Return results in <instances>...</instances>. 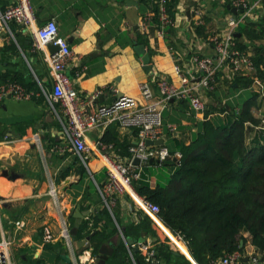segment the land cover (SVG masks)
Wrapping results in <instances>:
<instances>
[{
  "label": "crops",
  "instance_id": "obj_1",
  "mask_svg": "<svg viewBox=\"0 0 264 264\" xmlns=\"http://www.w3.org/2000/svg\"><path fill=\"white\" fill-rule=\"evenodd\" d=\"M18 1L0 0V11L17 4ZM225 2L226 0H179L175 7L176 39L175 36H169V40H176L180 42L178 46L189 49L191 58L183 55L181 47L179 48L181 67L195 80L200 73L192 63L193 54L215 58L214 48L208 44V38L223 33L229 20L239 15L238 10L237 14H233L227 8H234L233 0L227 6ZM29 3L35 18L32 29L11 24V34L0 33L1 82H14L10 78L15 75L22 79L25 87L14 83L33 94L28 99L5 98L0 101V243H9L12 264H30L39 259H43L45 264H61V255L70 258L65 245L62 244L60 250L51 252L44 243L45 236L49 235L53 240L50 245L55 246L61 242L63 227L68 228L69 232L75 227L76 211L82 214V221H86L99 209L106 208L98 191L105 184L106 175L103 159L97 152L92 151L86 158V166L78 157L88 176L83 179V186L80 185L81 178L73 175V169L69 170L70 175L67 178L60 177L61 170L70 166L72 158L77 156L69 149L63 136L62 123L54 113L53 107L58 111V106L51 104L46 96L51 91L47 60L50 53L48 48L46 51L34 48L32 31L50 21L56 23L59 36L66 40L72 52L66 73L73 88L81 96L96 90H105L95 102L97 105L110 104L119 96L134 98L139 105H144L146 102L139 89L143 82L156 76L179 86L180 79L174 72L175 59L169 51L166 38L157 34L155 23L151 22L155 0H29ZM263 3L264 1L261 7L253 11L252 18L242 24L256 23L259 18H263ZM195 6L205 12L201 35L195 34L191 26L194 20L192 9ZM187 12L191 14L190 20L187 19ZM148 16L149 25L144 31L142 21ZM238 27L235 35L238 34ZM17 34L23 44L22 48L16 41ZM138 36L143 38L145 45L138 44ZM242 39L240 40L243 41ZM247 42L244 40L248 46ZM140 46L144 47L150 57V73L144 70L142 59L135 51ZM217 79L218 89L212 96L216 101L202 93L209 105L211 119L214 120L224 119L225 116L221 117L223 111L220 110L223 104L231 103L236 107L239 98L245 96L242 99L244 101L250 94L255 93L249 88L234 92L229 90L224 71L218 74ZM33 84L36 85L35 90L31 88ZM42 88L45 94L42 93ZM256 95L257 108L253 110V115L262 119L264 98ZM162 116L163 146L169 152L173 151V155L179 153L180 145H189L193 141L200 123L203 122L202 115L190 111L186 102H171ZM106 133L117 144L125 143L128 152V148L136 142L135 131L112 124L88 135L89 144L100 146L102 151L110 146L109 153L112 158L125 161L128 156L116 152L113 145L102 142ZM177 164L174 156L163 163L149 161L140 164L136 170L140 174L137 180H144L151 189L157 185H166ZM90 184V190L96 193L95 203L91 200V194L85 191ZM114 211L122 226L138 224L139 214L148 217L154 236L144 233V243L141 244H150L153 249L157 243L168 245L175 255L183 256L191 264L195 263L188 251L171 245V234L160 219L138 210L128 198H115L109 211L115 222ZM120 229L122 228H118V236L114 239L120 237L127 248L126 238L121 235ZM140 238L141 235L137 240ZM86 244L84 248H88L91 253L96 250V246L90 242ZM102 246L108 247L101 245L99 249ZM250 249L251 246L248 245L247 250ZM96 255L98 256V252ZM70 259L71 264H87L85 259Z\"/></svg>",
  "mask_w": 264,
  "mask_h": 264
},
{
  "label": "trees",
  "instance_id": "obj_2",
  "mask_svg": "<svg viewBox=\"0 0 264 264\" xmlns=\"http://www.w3.org/2000/svg\"><path fill=\"white\" fill-rule=\"evenodd\" d=\"M231 1L226 0L225 5H230ZM178 2L179 0H169L166 6L173 20ZM151 22H158L156 3L151 11ZM192 28L195 34L201 35L204 27ZM237 32L243 37L236 39L237 48L252 53L257 76L264 79L263 18H259L256 23L240 24ZM169 36H175L176 39L174 28L166 30L165 38L169 47L176 51H180L181 47V52L187 58L192 57L184 47L178 46L180 42L170 41ZM138 37V44L145 45L143 38ZM244 40L249 42L248 46ZM16 41L22 48L18 34ZM11 48L14 50V47ZM10 81L25 87L20 77L14 75ZM2 83L0 77V84ZM251 83V78L237 76L228 83V88L233 92L238 89L246 90ZM35 86L33 84L31 88L35 90ZM217 89L207 92L206 96L212 97ZM257 97L254 93L244 101L240 100L242 97L239 100L236 98V107L231 103L222 105L220 110L227 112V116L219 119V123H215L214 119L201 122L193 141L189 145H180L178 152L181 159L166 185H157L151 189L142 179L133 182L139 196L158 206V218L163 225L171 232L183 236L196 264H210L234 252L244 254L248 251V245L260 258V262H264V130L256 129L262 127L261 119L253 115V110L257 108ZM207 114L211 113L207 110ZM102 142L113 145L116 152L125 157L129 156L126 152L127 145L117 144L108 133ZM169 153L173 156L174 152ZM73 165L75 168H71ZM71 169H75L76 175L81 178L80 185L83 186V179L88 176L78 157H73L71 165L61 170L60 177L67 178ZM90 188L92 189L91 184L85 191L91 194V200L95 203L96 193ZM113 216L115 222L105 207L99 209L92 217L82 221L74 240L80 242L93 233L90 244L96 246L93 252L95 255L101 245L111 243L113 253L107 264H132L121 238L114 239L118 236V228L124 229V238L137 240L142 233L153 237L151 221L139 214L138 224L122 226L115 211ZM47 245V249L52 252L60 250L62 242L55 246ZM154 251L155 257L163 264H191L183 256L175 255L168 245L157 243ZM132 257L136 264H146L139 251L132 250ZM42 261L43 259H39L30 264H45Z\"/></svg>",
  "mask_w": 264,
  "mask_h": 264
},
{
  "label": "built area",
  "instance_id": "obj_3",
  "mask_svg": "<svg viewBox=\"0 0 264 264\" xmlns=\"http://www.w3.org/2000/svg\"><path fill=\"white\" fill-rule=\"evenodd\" d=\"M168 1L157 0L156 2L158 22L155 24V28L161 38H165L166 30L174 28L175 25L167 11ZM263 1L233 0V7L239 11L238 17L229 20L223 33L211 35L207 41L214 48L215 58L193 54L192 63L195 65L196 71L200 73L197 80L189 77L181 67L179 51L169 48L175 59L174 72L180 79V85L175 86L166 79L156 76L143 82L139 89L146 102L144 105H139L134 98L128 96L118 97L107 105H97L95 102L105 92L103 89L84 96L79 95L66 73L67 65L72 59V52L66 40L59 36L56 23L50 21L32 31L35 49L46 51L49 45L58 47L57 52L52 55L48 54L47 57L51 91L46 96L51 104L58 106L59 112L53 107L54 113L62 123L63 136L72 153L79 157L84 166L87 164V156L92 151L97 152L103 159L106 182L98 191L109 211L116 197H125L131 200L138 210L159 220L158 206L139 196L134 189L133 182L139 178L140 174H137L136 170L140 164H146L150 160L163 163L171 157L166 147L147 146L146 144L147 141L163 140L162 114L171 101L186 102L190 111L202 115L203 121L211 119V114H207L208 107L202 93L206 94L217 88L218 74L223 71L229 83L237 76L251 78L252 83L249 89L264 98V80L257 76L252 60L253 55L251 52L240 51L237 48L235 35V29L252 18L253 11L261 7ZM192 15L194 20L191 26H204L205 12L200 7L195 6L192 9ZM149 20L148 16L142 21L144 31L148 28ZM34 22L35 18L29 0H19L17 4L0 11V33L2 34H11V24L32 29ZM185 50L189 52V49ZM42 93L45 94L43 88ZM32 95L17 83L0 84V101L5 98L28 99ZM235 110L238 112V109ZM221 115L224 117L227 112L223 111ZM112 124L122 129L133 130L136 133V142L128 148L129 156L122 162L112 158L109 153L110 146L105 147L107 151L105 149L102 151L100 146L91 145L88 141V135L92 131ZM261 124L262 127H257V130H264V118L261 119ZM173 156L177 161L181 159L179 153ZM135 160L139 161V166L134 165ZM169 232L171 245L182 247L189 252L188 244L183 236L170 230ZM60 240L65 245L70 258L85 259L87 264L97 262V255L91 253L88 248L82 249L79 254L75 252L68 228L63 227ZM52 242V238L46 235L44 243ZM8 248V242L0 243V264H12ZM127 249L132 264H136L132 257V250L139 251L146 264H161V261L155 257V251L150 244L127 246ZM245 256H248L247 264H264V262H260V258L253 253L252 249L244 254L234 252L210 264H245Z\"/></svg>",
  "mask_w": 264,
  "mask_h": 264
},
{
  "label": "water",
  "instance_id": "obj_4",
  "mask_svg": "<svg viewBox=\"0 0 264 264\" xmlns=\"http://www.w3.org/2000/svg\"><path fill=\"white\" fill-rule=\"evenodd\" d=\"M227 8L231 11V13L237 14V9L236 8H230V6H227ZM186 15H187V19L190 20L191 19L190 12H187ZM263 20H264V17H263ZM20 28H24V26L21 25ZM236 37L237 38H240L241 36H240V34H237ZM98 49H99V47H98ZM48 51L52 55V54H54L55 52L58 51V47L57 46L49 45L48 46ZM135 51H136L137 55L140 56L141 59H142V63H143V66H144V70L146 72L150 73L151 70H152V66L150 64V57L145 52L144 47H141V46L140 47H137V48H135ZM119 97H121V96H119ZM146 144H147V146H152V145L163 146L164 142H163L162 139H160V140H157V141H154V142L147 141ZM150 162H152V160H150ZM177 163H178V161H177ZM134 165L138 166L139 165V161L138 160H135L134 161ZM64 191H65V189H64ZM82 217L83 216H82L81 213H79L78 211L75 212L74 218H75V224L76 225H75V227H73L70 230V235L72 237V240L74 241V243H73V249L75 251H78V250H81L82 248H84L85 244L86 243H89L90 240H91V238L93 237V234H91L84 241L77 242V243L75 242L74 237L77 234L78 226L81 224ZM120 231H121V235L123 236L124 229H120ZM144 237H145V234L143 233V234H141V238L139 240H132V239L126 238L125 239L126 240L125 242H126L127 246L130 247V246L136 245L137 243L138 244L144 243L143 242V238ZM110 244L111 243H109L107 245L108 247L102 246L99 249L98 256H97L98 257L97 264H107L108 258L111 257L112 256V253H113L112 247L110 246ZM60 259H61V264H71V259L68 256H66V255H61L60 256ZM247 261H248V256H245V258H244L245 264H247Z\"/></svg>",
  "mask_w": 264,
  "mask_h": 264
},
{
  "label": "rangeland",
  "instance_id": "obj_5",
  "mask_svg": "<svg viewBox=\"0 0 264 264\" xmlns=\"http://www.w3.org/2000/svg\"><path fill=\"white\" fill-rule=\"evenodd\" d=\"M210 98H211V99H214L213 97H210ZM244 98H245V96H243L240 100L242 101V99H244ZM213 101H216V100L214 99ZM214 122H215V123H219V120H218L217 118H215ZM82 166H83V165H82ZM83 167H84V166H83ZM84 168H85V167H84ZM85 170H86V169H85ZM72 173H73V175H75V176L78 177V175H76L77 173H76L75 169H73ZM77 177H75V178H77Z\"/></svg>",
  "mask_w": 264,
  "mask_h": 264
},
{
  "label": "bare ground",
  "instance_id": "obj_6",
  "mask_svg": "<svg viewBox=\"0 0 264 264\" xmlns=\"http://www.w3.org/2000/svg\"><path fill=\"white\" fill-rule=\"evenodd\" d=\"M181 249H183V250H184V248H182V247H181ZM184 251H185V250H184Z\"/></svg>",
  "mask_w": 264,
  "mask_h": 264
}]
</instances>
